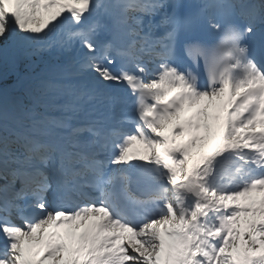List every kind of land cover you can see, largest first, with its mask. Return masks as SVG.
Returning <instances> with one entry per match:
<instances>
[{
    "label": "snow or ice",
    "instance_id": "snow-or-ice-1",
    "mask_svg": "<svg viewBox=\"0 0 264 264\" xmlns=\"http://www.w3.org/2000/svg\"><path fill=\"white\" fill-rule=\"evenodd\" d=\"M180 7L0 0V58L75 53L71 85L0 101V264H264V0Z\"/></svg>",
    "mask_w": 264,
    "mask_h": 264
},
{
    "label": "trees",
    "instance_id": "trees-1",
    "mask_svg": "<svg viewBox=\"0 0 264 264\" xmlns=\"http://www.w3.org/2000/svg\"><path fill=\"white\" fill-rule=\"evenodd\" d=\"M24 51L25 54V63L27 66H29L32 63H36L37 64V70L38 72H42V73H38V75H36V79H39L37 81L38 84V90L37 92L39 93V95H41V93L44 91L45 89V85L48 84L47 81H45V76L47 77H52V72L47 71L46 68L42 67L40 63H38L39 59H37L38 56H40V53H35L34 50H31V48H23L22 49ZM36 57V58H35ZM33 58V59H30ZM0 69L3 70L4 72V77L6 78H11L13 76H15V74H17L18 72V62L15 61V57L13 56V53H10L8 55L7 58H0Z\"/></svg>",
    "mask_w": 264,
    "mask_h": 264
},
{
    "label": "rangeland",
    "instance_id": "rangeland-1",
    "mask_svg": "<svg viewBox=\"0 0 264 264\" xmlns=\"http://www.w3.org/2000/svg\"><path fill=\"white\" fill-rule=\"evenodd\" d=\"M68 55H70V54H65V57L66 56H68ZM68 72V71H67ZM67 72H63L62 73V79H63V81H65L66 82V85H71L73 82H74V79L72 78V77H70L71 76V72L72 71H69L68 73ZM70 74V75H69Z\"/></svg>",
    "mask_w": 264,
    "mask_h": 264
},
{
    "label": "bare ground",
    "instance_id": "bare-ground-1",
    "mask_svg": "<svg viewBox=\"0 0 264 264\" xmlns=\"http://www.w3.org/2000/svg\"><path fill=\"white\" fill-rule=\"evenodd\" d=\"M97 19L104 21L105 17L104 16L99 17V13H97V16L94 17V20H97ZM0 101H2L1 96H0ZM0 183L3 184V181H0ZM19 203H21V201Z\"/></svg>",
    "mask_w": 264,
    "mask_h": 264
}]
</instances>
